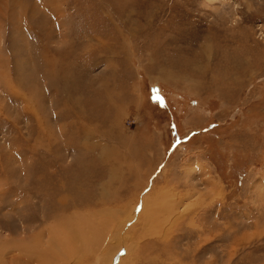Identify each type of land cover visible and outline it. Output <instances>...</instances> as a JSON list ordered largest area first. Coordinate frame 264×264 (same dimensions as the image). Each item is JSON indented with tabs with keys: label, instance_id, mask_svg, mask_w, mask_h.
Listing matches in <instances>:
<instances>
[{
	"label": "rangeland",
	"instance_id": "rangeland-1",
	"mask_svg": "<svg viewBox=\"0 0 264 264\" xmlns=\"http://www.w3.org/2000/svg\"><path fill=\"white\" fill-rule=\"evenodd\" d=\"M0 69V243L69 219L106 237L64 264H264V0H0Z\"/></svg>",
	"mask_w": 264,
	"mask_h": 264
},
{
	"label": "bare ground",
	"instance_id": "bare-ground-1",
	"mask_svg": "<svg viewBox=\"0 0 264 264\" xmlns=\"http://www.w3.org/2000/svg\"><path fill=\"white\" fill-rule=\"evenodd\" d=\"M1 58H2V56H1ZM0 79H1V81L3 79L2 73L0 74ZM104 191L106 192V190H104ZM159 195H160V193H159ZM147 198L145 200L146 202H145L144 206H141L140 208L133 207V209H132V210H136V214L138 213V215L135 217H139L141 215V217H142L141 223L143 224L145 230L148 227H150V220L153 223L156 221V218L154 220L153 219L154 217H152V215L154 212H156V209L158 208V207L156 208L157 204L161 203L162 209H160L159 214H162V215H165V213L168 212L167 207L169 206L167 203H165L164 201H160V200H157L155 202L154 201L148 202L149 200H147ZM161 200H163V199H161ZM127 206L129 208V210H127V213H128V211H131V208H130L131 206L130 205H127ZM171 206H173V205H171ZM120 213H121V211H120ZM113 214L114 213L112 212L109 215L114 216ZM156 216H157V213H156ZM80 219L83 222V216ZM160 221L161 220L158 221L159 224H160ZM57 224H58L57 226H61L60 230L63 231L64 238H62V237L58 238V237L52 235L47 239V241H45L46 242L45 243L41 240V235L43 234V230L41 229L42 231L41 230L37 231V232H39L37 235L34 234L31 236H28L26 241L25 240L23 241V240L17 238V240H11L10 239V241L0 243V257H1L2 253H4V255H5L6 254L5 250L10 249V248H13V249L17 248L15 251H16V253H18L16 255L13 254L12 257L11 256L6 257L7 259L0 258V264H64L63 261H65V260L67 261V259H71V258H75V257L79 258L82 255H84L89 249H95L96 247L100 246L103 242V237L106 235V230L100 229V228H92L88 232L87 230H88L89 226L91 225L90 221H88V223L82 229H80V227L78 226V223H76L73 220H69V219H68V221L62 222L60 224L57 222ZM154 227H155V225H154ZM149 230H150V228H149ZM66 232L69 234V237H67ZM141 236L144 237V234L143 233L139 234V240L141 239ZM104 241H105V239H104ZM15 251H14V253H15ZM90 252H92V250ZM8 254H10V253H8Z\"/></svg>",
	"mask_w": 264,
	"mask_h": 264
}]
</instances>
